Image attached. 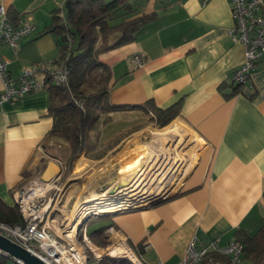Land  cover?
<instances>
[{"label":"crops","instance_id":"obj_1","mask_svg":"<svg viewBox=\"0 0 264 264\" xmlns=\"http://www.w3.org/2000/svg\"><path fill=\"white\" fill-rule=\"evenodd\" d=\"M67 1L0 0L15 25L30 18L34 27L16 49H0L12 77L19 78L33 64L58 59L60 39L45 30L55 15L66 20ZM126 2L131 10L116 15V23L143 15L155 20L141 29L133 43L99 56L110 69L111 103L142 105L152 100L156 107L167 109L180 102L174 121L192 131L205 147L181 197L110 219H91L89 224L98 228L113 223L116 235L135 249L143 264H179L192 243L197 248L227 245L236 241L237 231L253 236L263 224L264 57L240 92L228 97L246 52L229 38L233 27L229 0ZM136 55L142 58V67L133 62ZM50 106L47 90L0 104V199L10 206L15 202L14 189L23 181L36 175L50 181L66 171L68 144L48 138L54 124ZM138 114L139 110L111 114L102 140L119 136L126 130L124 120ZM170 126L179 129L176 122ZM93 247H100L90 248L100 261L103 257ZM205 264H228V259L210 257ZM242 264L253 263L243 259Z\"/></svg>","mask_w":264,"mask_h":264},{"label":"trees","instance_id":"obj_2","mask_svg":"<svg viewBox=\"0 0 264 264\" xmlns=\"http://www.w3.org/2000/svg\"><path fill=\"white\" fill-rule=\"evenodd\" d=\"M123 9L131 10L126 0H68L65 6L66 20L63 23L57 15L45 33L56 35L60 39V54L68 55L70 68L69 87H58L47 79V91L50 93L51 106L49 115L54 124L48 138L68 144L70 156L66 164V176L69 177L75 164L82 157H89L97 152L101 146L102 131L111 122V114L139 110L144 115L153 114L152 120L159 128H165L178 116L181 103L160 109L154 102L148 101L142 105H115L110 101L111 73L108 66L99 60V56L110 50L120 48L136 40L137 34L147 24L155 20L153 15H143L130 21L116 23L118 15ZM13 21V17H10ZM114 37H116L115 40ZM68 40L71 45H68ZM243 85H233L232 94L240 92ZM76 101L81 102L79 107ZM100 156L97 160H101ZM177 195L168 201L181 197ZM166 201V202H168ZM163 202V203H166ZM264 202V194H263ZM161 204V203H160ZM158 205V204H157ZM88 236L98 247L109 246L106 231L113 227V223L94 228L89 224ZM110 219V216L99 217L96 220ZM0 223L9 226H23L24 218L17 205L10 206L0 199ZM78 240L82 243V234ZM235 240L245 247L244 260L253 264H264V218L261 228L250 236L246 231L236 232ZM135 251V249H134ZM91 262L95 264H133L127 259L103 257L96 262L93 253L86 249ZM139 255V254H138ZM219 258L210 254L207 258ZM8 258L0 255V264H7Z\"/></svg>","mask_w":264,"mask_h":264},{"label":"rangeland","instance_id":"obj_3","mask_svg":"<svg viewBox=\"0 0 264 264\" xmlns=\"http://www.w3.org/2000/svg\"><path fill=\"white\" fill-rule=\"evenodd\" d=\"M152 119L153 114L146 116L140 111L138 116L124 120L127 131L114 139L102 140L99 150L80 159L67 178L63 169L61 177L50 182L39 175L23 181L13 191L14 205L20 209L16 203L20 204L22 199L29 205L34 202L41 211L47 210L43 224L49 216L48 227L55 235L65 238L76 233L78 240L81 227L76 232L73 228L80 218L96 220L116 214L125 203L146 207L156 199L181 195L189 187V179L205 145L179 121L171 123L179 126L176 132L171 124L159 128ZM165 129L169 131L166 133ZM100 156L104 158L97 160ZM102 202L107 205L101 206ZM106 236L110 244L100 247L102 257L136 263L133 256H124L127 249L117 247L125 242L134 251L115 230L110 233L108 229ZM81 246L92 252L86 244Z\"/></svg>","mask_w":264,"mask_h":264},{"label":"built area","instance_id":"obj_4","mask_svg":"<svg viewBox=\"0 0 264 264\" xmlns=\"http://www.w3.org/2000/svg\"><path fill=\"white\" fill-rule=\"evenodd\" d=\"M210 0H203L206 4ZM232 11L233 27L229 31V38L233 44H241L245 47V63L234 73L233 82L235 85H245L253 71L257 69L259 61L264 57V0H229ZM65 20H63V23ZM34 27L30 18L25 19L20 25H15L9 17L6 7H0V49L8 46L16 49L20 42L31 35ZM68 45L71 41L68 40ZM68 55L58 57L55 61L36 63L24 68L19 78L11 76L9 63L0 56V104L15 103L25 96L46 90L47 79L52 85L58 87H69L70 68L68 66ZM133 62L143 66L140 55H136ZM79 107H83L81 102L76 101ZM58 178H60L58 176ZM17 202V201H16ZM28 201L21 200L18 206L24 218L23 226H9L0 223V235L9 239L13 243L21 246L46 264H95L91 262L86 249L77 240L76 233L66 235L65 238L55 235L48 227L49 216L44 223L46 211H41L34 202L30 205ZM126 205V206H124ZM118 209L119 212L128 211L141 207L133 203H125ZM111 227L109 232L112 233ZM82 243L92 247L93 243L88 236V226L81 225ZM137 263L143 264L141 258L130 249L124 242ZM119 249L121 246H117ZM149 245L145 246V250ZM245 247L241 242L232 241L227 245L212 243L209 247L197 248L192 243L186 256L179 264H205V260L210 254H216L228 259V264H242ZM0 255L7 257L8 254L0 250ZM124 256L127 257V254ZM129 258V257H128ZM131 259V258H129ZM132 260V259H131ZM17 264H22L15 260ZM157 264H164L158 261Z\"/></svg>","mask_w":264,"mask_h":264},{"label":"water","instance_id":"obj_5","mask_svg":"<svg viewBox=\"0 0 264 264\" xmlns=\"http://www.w3.org/2000/svg\"><path fill=\"white\" fill-rule=\"evenodd\" d=\"M45 182H50L49 180H45L43 179ZM177 196V195H176ZM175 196H171V197H164L161 199H156V201L154 203H151L150 206H155L157 204L163 203L168 201L169 199L173 198ZM144 208L139 207V208H135V209H130V210H140ZM128 210V211H130ZM118 213H120L119 211L114 214V215H107V216H115ZM88 219V218H87ZM87 219H85L83 221V223H85L87 221ZM0 250L7 255L9 260H18L20 261L22 264H46L44 263L42 260H40L39 258H37L36 256H34L32 253H30L29 251L25 250L24 248H22L21 246L17 245L16 243H13L12 241H10L9 239L3 237L2 235H0Z\"/></svg>","mask_w":264,"mask_h":264},{"label":"bare ground","instance_id":"obj_6","mask_svg":"<svg viewBox=\"0 0 264 264\" xmlns=\"http://www.w3.org/2000/svg\"><path fill=\"white\" fill-rule=\"evenodd\" d=\"M166 133H167V130L165 129L164 130ZM163 133V132H162ZM131 167V166H130ZM144 186V185H143ZM39 193H41L42 192V190H40V191H38ZM43 193V192H42ZM132 193H135V192H132ZM35 194V193H34ZM134 195V194H133ZM132 195V196H133ZM134 197V196H133ZM149 200V199H148ZM103 205H107V204H104L103 202H102V204H101V206H103ZM79 216V215H78ZM79 218V217H78ZM83 219L82 218H80V219H78L77 221H75L74 222V228H73V231L74 232H76L80 227H81V225H82V223H83ZM122 241V240H121ZM120 248L122 249V250H126V252H124V253H126L128 256H130V257H132L133 255L130 253V251L128 250V248L126 247V245L124 244V242L123 243H121L120 244ZM94 250H95V252H96V254H97V256L98 257H102L103 256V251L101 252V250H99V249H97L96 247H94ZM133 258H134V256H133ZM135 259V258H134ZM136 263H137V260H136Z\"/></svg>","mask_w":264,"mask_h":264}]
</instances>
